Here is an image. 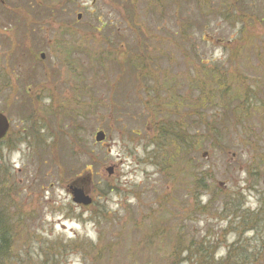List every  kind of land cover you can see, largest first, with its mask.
Instances as JSON below:
<instances>
[{"label": "rangeland", "instance_id": "obj_1", "mask_svg": "<svg viewBox=\"0 0 264 264\" xmlns=\"http://www.w3.org/2000/svg\"><path fill=\"white\" fill-rule=\"evenodd\" d=\"M38 1L45 6L41 12L21 13L9 17V21L0 13V112L10 121V136L0 147V219L12 239L10 252L0 264H41L37 257L40 251L54 247L55 253H62L55 244L57 240L95 243V220L100 219L102 224L110 221L103 220L104 208L124 217L120 221L123 246L115 255L105 252L99 264H169L178 225L195 239L216 243L215 259L224 257L231 245L238 251L249 250V264H264V124H260L259 110L264 106V93L256 109L252 106L248 114L249 126L262 143L246 145L241 130L245 124L235 125L223 141L224 150L213 146L205 132L203 151L192 154L194 161H199L198 171L210 170L204 176L210 192L219 188L231 201L239 200L238 206L229 203L223 210L217 196L214 215L199 217L190 194L191 177L181 176L179 185L168 187L163 183L165 178L155 173L149 156L156 137L153 118L145 113L147 103L134 76L115 64L129 60L134 53L151 59L147 67L172 68L183 74V62L188 61L191 70L195 54L221 64L227 57L223 54L227 45L229 49L244 47L245 54L258 50L264 47V22L258 15L263 8L261 2L256 7L251 0H243L245 17L236 24H232V18L224 23L215 11L204 12L202 15H213L207 23L208 32L205 28L200 32L203 18L194 12L191 28L195 53L187 44L188 59L183 60L176 49L170 52L164 39L183 29L181 24L190 17L186 13L161 22L158 14L150 13V5L155 6L151 0H72L73 4L63 6L57 5L67 0H37L35 4ZM217 1L210 0V7L221 3ZM224 1L240 9L236 0ZM77 14H81L80 20ZM125 18L132 23L127 24ZM157 22L161 23L158 32L153 25ZM99 23L106 25L100 33ZM141 32L143 35L135 36ZM64 35L67 37L61 38ZM109 43L119 51L115 53ZM63 47L67 48L65 53ZM109 53L112 58L107 59ZM153 72L151 78L158 80L160 76ZM222 75L230 88L228 95L234 98H240L244 88L253 85L246 73ZM200 79L209 77L201 74L169 82L176 85L172 94L182 97L185 90L189 94L186 106L177 110L172 107V94L165 93L167 87L158 84L161 114L157 120L185 123L199 97ZM246 117L241 116L243 123ZM99 131L104 133L102 143L94 138ZM251 161L258 165L255 172ZM107 168L113 169L112 174L108 175ZM72 184L90 196V206L71 202L68 187ZM203 197L201 205L208 199L206 194ZM246 208L251 213L261 210L250 216L249 227L255 231L243 233L236 225L239 220L231 216L234 213L238 217ZM162 225L170 230L155 237L150 245L153 234L149 227ZM109 239L107 236L105 241ZM28 251L34 254L31 260ZM62 258L65 264L81 262L76 253Z\"/></svg>", "mask_w": 264, "mask_h": 264}, {"label": "trees", "instance_id": "obj_2", "mask_svg": "<svg viewBox=\"0 0 264 264\" xmlns=\"http://www.w3.org/2000/svg\"><path fill=\"white\" fill-rule=\"evenodd\" d=\"M193 1L195 4L189 3L188 0H165L164 3L154 1L155 6L150 5V13L158 14L161 17V22L163 21V18L176 19L177 16L181 17L182 13H186L190 16L185 22V25L181 24V28H183L181 31H177L172 35V37L164 39L166 45L171 49L170 52L176 49L181 54V58H183V60L188 59L185 52V46L187 44L191 45L189 47L191 51L195 53L196 44L193 42L194 29L191 28L193 26L192 20L196 16L193 14L194 12H197L200 18H203L200 32H202V28H205L206 32L209 31L210 27L207 23H210V19L213 17V15L208 14L202 15L204 12L215 11L219 14L218 17L224 23L232 18V24H236V22L241 23L242 18L245 17V11L241 7L243 5V0H236L237 4H240V9L236 8V10L234 8L235 5H233V7L225 5L226 2L224 0L217 1L223 4L220 9H217L219 4H217V7H210V0ZM251 1L253 6H256L255 4L259 1L261 2L262 7H264L261 0ZM200 4H203V6H200ZM258 6L259 5L256 7ZM205 8H208V10L204 11ZM262 9L260 13H258L261 23L264 22V10ZM125 21L127 24L132 23L131 20H127L126 18ZM160 24V22L153 24L157 32L159 31ZM179 24L180 23H176L175 25L179 27ZM105 26L106 25L103 23H99L98 31H103ZM141 34L142 32L140 34H135V36H140ZM140 40L145 42V38L143 36H141ZM62 43V45L65 46V43ZM109 46L115 53L119 51L117 50V46H114L111 43H109ZM145 46H147V48L149 47L148 44H145ZM136 47L138 48V46ZM80 48L81 47H79V51ZM66 50V47L62 48L64 53ZM28 54L31 55L29 51ZM109 54L110 55L107 59L112 58V54ZM223 54H226L227 57H225L221 64H216L217 61L214 59L209 62L207 59L204 60L202 55L200 56L195 54L194 56H196V59L193 61L191 70L187 67L188 61L183 62V65H186L184 67L185 73L183 74L177 69L172 68H169L170 71H168L166 69L162 70L159 66L147 67L146 62H151V59L144 58L140 55V57H138V55L134 53L132 54L133 57H130L129 60L120 61V63L115 62V64H118V67L124 73L129 72V74L134 76L135 81H137L136 84L139 85L141 89L142 99L144 98L147 103L148 108L145 107V113L153 118L156 137L153 139V150L149 153V156L152 161L151 165L156 169L155 173H159L165 178L163 183L168 187L170 184L179 185L181 182V176L191 177L193 188L191 189L190 194L191 197L195 199V208L199 217L214 215L215 212L213 203L215 202L217 196H220L221 198L219 204L223 207V210L227 209V205L229 203L234 206L239 205V200L231 201L229 194H226L225 192L222 193L219 188H215L212 192L209 191V186L206 185V177H204L205 174L210 173L209 169H201L198 171L199 166L196 164H199V161L195 162L192 158V154L195 153L199 155L200 152L203 151L205 132H207L209 137L211 136L212 145L217 146L222 150L225 149L223 141L229 137L231 129L235 128V125L242 126L245 124L241 130L244 131L245 136L243 137V140L246 145L251 147L253 144L258 145L263 142L262 138L257 137L254 131L251 130L249 126L250 116L248 114L252 110V106L256 109V106H258L259 103V96L264 93V47L261 46L258 50L249 51L248 54H245L244 47L242 49H229V46L227 45L223 50ZM68 58H70V56H68ZM166 58L168 62L172 61V58L168 55ZM241 58L245 59L240 60ZM251 59L254 61H251ZM195 62L198 63L197 66H194ZM210 63L213 65L208 66ZM102 69L103 66H101L100 70ZM152 71H154L152 75L157 74V76H160L158 80H156L155 77L151 78ZM228 72L235 74L246 73L250 75V80L253 85L250 87L246 86L244 88L243 95L240 98H234L232 95H228L230 88L225 85V77L222 75L225 73L227 74ZM201 74L204 78L209 77V79L206 81L202 79L199 80L200 85L197 87L199 89V97H197V101L192 104L191 112L187 121L185 123H180L177 120L159 122L157 120V116L161 114V109L157 102V97L160 96V94H158L159 91L156 90L158 89V84H160L161 87H167L165 93L172 94L175 91L176 85H170V81L174 79L185 80V78L195 77ZM160 82L163 83L161 84ZM211 85L214 89L210 87ZM188 97L189 94L187 90L184 91L182 97L177 93L172 94V107L175 110L185 107ZM259 110H261L262 115L260 124L263 125L264 106H262ZM243 114L245 117L248 115L244 118L246 119L245 123L241 120V116ZM7 136H10V134ZM42 143H44L43 140L41 141V144ZM36 144L39 146L38 140ZM43 146L44 145H42V147ZM170 146H174L177 149L168 150ZM251 162L254 167V172L257 171L258 165L253 161ZM196 173L199 177L196 176ZM154 192L156 193L155 190ZM204 194H206L208 199L201 205V199L204 198ZM182 196L184 199H187L188 195L184 193ZM161 204L168 205L170 202H161ZM235 210H237L236 207L234 211ZM260 210L258 209L256 213H251V211L246 208L241 211L238 217L234 213L231 217L240 221H238L239 223L237 222L236 225L242 227L244 230L243 233L253 232L255 229L249 227V224L252 221L250 216L259 213ZM104 213L105 215L103 216V220L106 221L109 219L110 221H106L104 222L105 224H102L100 219L95 220L94 223L97 226V237L95 243H89L81 240L75 241V243H70L57 240L55 241V244L62 249V253H55L56 248L54 247H49L46 250L40 251V255L37 256L38 259H40V263L51 264L54 262V264H65L61 263V260L64 259L62 257L66 254L69 255L70 253H76L77 257L81 259L80 264H88L91 260L94 264H99V260L103 257L105 252L108 251L110 255L117 254L123 246V237L121 238V232L124 228L121 226L120 221H122L124 217L110 212L107 208H104ZM127 215H125V217H127ZM110 216H113V219L108 218ZM161 221L164 225L167 224L166 220L161 219ZM109 222L112 223V225H110ZM164 225L160 227H149V232H152L153 234V236H151L150 245L154 244L155 237L164 231L170 230V227H164ZM133 227L138 230L135 223ZM227 227L230 228L229 224ZM175 230L177 233L172 241V260L169 264H249L250 262L249 250L244 249L242 251H238V249L236 250L234 246L231 245L226 249L227 252L224 257L215 259L216 243L195 239L194 236H191V234L183 233L180 225L175 226ZM107 236H109L110 239L105 241ZM11 244L12 239L10 237L9 228L0 219V260L4 259L9 254ZM131 244L134 246L133 243ZM28 254L27 258L31 260L34 254L31 251H28ZM57 256H60V258ZM19 260H21L20 257Z\"/></svg>", "mask_w": 264, "mask_h": 264}, {"label": "flooded vegetation", "instance_id": "obj_3", "mask_svg": "<svg viewBox=\"0 0 264 264\" xmlns=\"http://www.w3.org/2000/svg\"><path fill=\"white\" fill-rule=\"evenodd\" d=\"M35 1H37V0H0V13L5 18H7V20L9 21V17H16V16L20 15L21 13L41 12V10L45 7L44 4H42V2H39V1H38L39 4H35ZM151 1L152 2L158 1L159 3L165 2V0H151ZM73 3H74V1L67 0V1H64L63 3H61L57 6H63L65 4H73ZM220 4L218 7L216 6L217 9H220ZM263 5H264V2H263ZM62 10H64V9H62ZM235 10H236V8H235ZM262 10H264V7ZM78 15H80V18H81V14H77L76 17ZM80 18L77 20H80ZM97 32L100 33L98 30H97ZM65 37H67V36L64 35L61 38H65ZM24 41H25V39H24ZM216 41H220V40L216 39Z\"/></svg>", "mask_w": 264, "mask_h": 264}, {"label": "water", "instance_id": "obj_4", "mask_svg": "<svg viewBox=\"0 0 264 264\" xmlns=\"http://www.w3.org/2000/svg\"><path fill=\"white\" fill-rule=\"evenodd\" d=\"M80 18V15L77 16V19ZM41 58L43 59L44 56L42 55ZM10 123L9 120H7L6 116L2 113H0V141L4 138V136L7 134L9 129ZM95 141L97 143H101L104 140V134L103 132H98L94 136ZM108 175L112 174L113 169L107 168ZM69 193L71 194V202L75 203L77 205L81 206H88L91 204V199L88 196L86 192H84L81 188L75 187V184H72L68 188Z\"/></svg>", "mask_w": 264, "mask_h": 264}]
</instances>
